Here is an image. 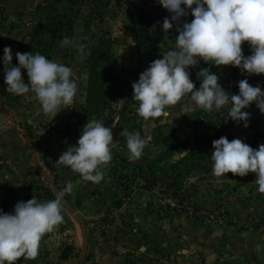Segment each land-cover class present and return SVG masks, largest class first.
I'll use <instances>...</instances> for the list:
<instances>
[{"label":"rangeland","instance_id":"1","mask_svg":"<svg viewBox=\"0 0 264 264\" xmlns=\"http://www.w3.org/2000/svg\"><path fill=\"white\" fill-rule=\"evenodd\" d=\"M100 11L101 16L94 13L89 17L92 0H0V211L11 213L17 202H27L32 197L39 202L53 200L67 182L73 185L71 193L62 198L64 222L44 236L38 257L27 264H65L82 256L88 238L96 244L102 237L108 243L103 247L107 250L106 255L103 253L104 259L100 257L94 261V255L86 251L84 258L76 264H124V261L130 264H264V226L255 229L259 220L264 219V194L256 191L255 174L239 177L227 173L216 178L211 170L212 142L222 136L229 141L240 138L253 149L264 144V136L256 140L252 134L257 125L264 131V114L255 103L242 109L250 113L245 128L244 122L230 119V105L211 112L199 108L185 110L184 105L190 103L189 97L166 109L167 116L147 122L137 114V102L123 107V100L119 99L97 111L87 110L89 53L81 57L74 48L60 47L65 37L82 38L80 43L85 39L87 45L100 35L110 37L113 59L139 79L152 61L175 48L178 35L175 24L168 33L161 30L163 19L170 18L171 14L158 0H101ZM63 14L68 17L62 18ZM192 19L189 10L187 16L181 17L180 25ZM5 47H11L13 66L18 64L17 52H33L72 67L73 79L78 83L73 105L62 109L49 121L47 115L36 114L39 106L34 99L8 92L2 62ZM242 51L244 56L251 55L247 42L242 44ZM202 68H210L229 95L238 94V82L244 79L264 91V74L248 75L236 67H217L202 60L196 67L187 69L197 89L201 80L196 73ZM21 72L27 82L26 70L21 69ZM93 119L102 120L106 127L112 128L114 141L112 160L103 168L104 179L99 184L83 182L80 177H75L76 173L56 163L68 146L77 144L83 127ZM20 121L29 125L31 137L26 138ZM131 125L142 126V138L149 139L137 160H129L126 138L120 135ZM170 132L172 137L164 143ZM196 139L206 145L202 151L194 147ZM184 141L186 150L180 145ZM27 146L31 152L28 160L25 157ZM188 148L201 156L196 161L197 167L201 168L197 174L193 170L185 172L184 158ZM205 167L207 170L203 171ZM178 172L181 185L178 195L185 198L181 203L162 192L160 187L166 177L173 178ZM148 176L159 178L154 190L147 184V187L143 186L142 179L145 181ZM123 180L131 181L130 194L145 188L149 191L147 198L139 204L145 211L157 214V223L163 221L166 213L170 216L180 212L185 214V221L191 225L182 229L173 221L170 236V244L176 246L173 250H156L158 241L163 242L169 235L162 231L161 225L153 235L156 239L151 237L153 246L147 244L145 249H136L126 255H121L120 247L107 236L105 221L112 214L108 207L116 200L115 196L110 199L100 196L104 192L106 195L103 196L111 195ZM43 188L53 195L45 197ZM81 200L84 203L80 204ZM86 207L95 210L84 216L80 211ZM96 212L103 215L98 219ZM80 226L84 228V240ZM200 236L202 240L198 239ZM67 245H71L70 254L64 259L61 253ZM182 249L187 252L181 254ZM123 255L126 256L124 259ZM16 264L23 263L19 259Z\"/></svg>","mask_w":264,"mask_h":264},{"label":"clouds","instance_id":"2","mask_svg":"<svg viewBox=\"0 0 264 264\" xmlns=\"http://www.w3.org/2000/svg\"><path fill=\"white\" fill-rule=\"evenodd\" d=\"M170 13L163 19L161 30L168 33L176 25L178 35L175 48L155 59L132 84V99L137 102V114L150 121L167 116L169 109L184 97L190 103L185 110L199 108L206 112L220 110L227 105L229 117L244 122L248 127L250 113L242 111L255 103L264 114V91L252 86L247 79L238 82V94L229 95L210 68L196 73L201 80L197 89L187 69L205 63L239 68L248 75L264 74V0H158ZM194 6V7H193ZM191 22L180 25L181 17L189 14ZM79 37H65L60 47L74 48L82 57L87 45ZM247 42L251 55L244 56L242 44ZM3 71L6 90L17 96H27L38 104L37 115L53 120L64 108L71 107L78 93L74 70L39 53L17 52L18 62L13 66L11 47L3 49ZM21 69L26 70L25 82ZM129 160L141 158L149 143L140 132L123 129ZM114 145L111 127L102 120L87 121L75 146H68L56 163L77 173L83 182L99 184L104 179L103 168L112 160ZM211 170L216 178L231 173L244 177L255 174L256 191L264 194V144L253 149L242 139L229 141L220 137L212 142ZM73 185L67 182L56 198L39 202L32 197L14 205L11 213L0 211V264H16L20 258L35 260L40 243L64 222L62 198L71 193Z\"/></svg>","mask_w":264,"mask_h":264},{"label":"trees","instance_id":"3","mask_svg":"<svg viewBox=\"0 0 264 264\" xmlns=\"http://www.w3.org/2000/svg\"><path fill=\"white\" fill-rule=\"evenodd\" d=\"M85 0H81V2H84ZM101 6V0H92V13L89 14V17L96 13L97 16H101L102 12L100 11ZM68 16L63 14L62 18H67ZM67 20V19H66ZM65 24H68L66 21ZM66 26V25H65ZM68 27L69 24L67 25ZM66 26V27H67ZM83 44L87 45L88 43L84 39ZM111 44L112 41L110 37L105 35H100L96 38L94 42H92L90 45H87L86 52L89 53L87 64H88V85L86 87V95L85 100L88 103L87 110H94L97 111L99 107L105 108L111 101L116 100H123V107H125L127 104L135 105L136 102L132 99V84L136 81H138L137 75H132L131 72L126 70L124 67H122L120 64H118L112 57L111 53ZM259 122V121H258ZM257 122V123H258ZM20 127L24 130L25 136L31 137V128L26 122L20 121ZM132 127H128V131L131 130V132H140L141 137L143 135V129L142 126L138 125H131ZM257 125L254 127L253 130V137L257 140L259 138H262L264 136V131L260 129ZM203 137V135H201ZM172 137V133H168L166 135V139L163 141L164 143L168 142V139ZM201 138V137H200ZM200 139H196L194 142V147L199 149V151H202L206 145L200 144ZM206 141H204L205 143ZM179 144V143H177ZM181 147H183V150H186V144L185 141L182 142ZM171 151V150H170ZM169 152V151H168ZM201 158V156H196V153L192 149H187V155L184 158L186 161L185 164V172H189L192 168H194L197 164V160ZM140 169V165H137ZM175 168V167H172ZM185 172L183 173V176L185 175ZM182 175V173H181ZM180 172L176 173L173 178L166 177V187L169 188L171 191L172 196L175 199H179V202H183L185 199L184 197L178 195L180 190V182L179 178ZM75 177H80L77 173L75 174ZM55 178V176H54ZM55 180V179H54ZM145 181L147 182L148 188L156 185L159 181V178L156 176L153 177H145ZM131 181L123 180L121 183V186L124 191V197L129 196V183ZM45 190V197H50L53 194L47 189L43 188ZM128 193H127V192ZM182 194V193H181ZM120 200L116 203V205H119ZM255 229H258L259 225L264 226V219H260L257 223ZM71 245H67L61 253V257L66 259L70 254Z\"/></svg>","mask_w":264,"mask_h":264},{"label":"crops","instance_id":"4","mask_svg":"<svg viewBox=\"0 0 264 264\" xmlns=\"http://www.w3.org/2000/svg\"><path fill=\"white\" fill-rule=\"evenodd\" d=\"M29 150L30 147L28 149H25L26 159L31 155V152ZM195 167L192 168L190 172L193 170L197 174L199 173L201 168L199 169V166L197 167V165ZM204 170H207L206 167L203 169V171ZM195 178H197V176ZM146 192L149 191L146 190L145 188V190H141V191L139 190L131 194L129 193L128 197H124V191L120 184L118 188H116V190L113 193H111V195L103 196L104 194L106 195V192L101 193L100 197L102 198L106 197L110 199L115 196V200H116L115 203L113 205H110V207H108L110 209V212H112V214L108 216V219H106L105 223L107 224L104 226V229L106 230L107 236L108 235L111 236L113 240L116 242V245L120 247L121 255L122 254L126 255L127 252L133 253L135 252L136 249L139 250L145 249L147 244L153 246L151 244V242H153L151 237H153L156 229L158 230V226L160 225H161L160 227L163 228L162 231L169 232V235L165 237L163 242L158 241L159 244H157L158 248H156V250L158 251L159 249V251H163V250L171 251L173 250V247H176L173 246V244H170V240H171L170 236L173 231L172 230L173 221L178 222L180 224L179 227L182 229L184 227H189L191 225L185 221V214L184 216L181 215V213L183 212H180L178 214H173L171 216L166 213L164 214L165 215L164 219H162L164 222L160 221L159 223H157L155 219L157 214L145 211L143 208H141L139 204L140 201L143 202V200L147 198ZM98 197L99 196H97V198ZM119 200H120L119 205H116V203ZM82 203L84 202L81 200L80 204ZM91 209L92 210H90L89 208L87 209L86 207L85 209L81 208V211L80 210L79 211L84 216H87L92 214L93 211L95 210L94 208ZM95 215L99 219L103 214L99 215L98 212H96ZM79 221L80 223L82 222L81 218H79ZM167 222H169V224H167ZM80 228H82V226H80ZM82 235L84 240V228H82ZM153 238L156 239V237ZM198 239L202 240L203 237L200 236ZM107 244L108 243L105 237L98 239L96 244L95 243L92 244L90 239L88 238L87 251L94 255L95 258L94 261L99 260L100 257L102 258V260L104 259L103 253L104 255H106L107 250L104 249L103 247L106 246ZM143 244L145 246H143ZM124 255L122 256L123 259L126 257ZM109 258L110 257H108L107 260H109ZM20 259L23 264L31 263V260H25L23 257ZM107 260H105V262ZM126 263L130 264L129 261L128 262L124 261V264ZM131 264H140V262L131 263Z\"/></svg>","mask_w":264,"mask_h":264},{"label":"water","instance_id":"5","mask_svg":"<svg viewBox=\"0 0 264 264\" xmlns=\"http://www.w3.org/2000/svg\"><path fill=\"white\" fill-rule=\"evenodd\" d=\"M166 130L169 131V129H166ZM52 184L54 185V182H52ZM63 198H64V195H63ZM63 205L70 209V206L66 202H63ZM86 251H87V242H84V250H83L82 256L78 257V258H75V259H73L71 261H68L65 264H76V263H78L79 261H81L84 258Z\"/></svg>","mask_w":264,"mask_h":264},{"label":"built area","instance_id":"6","mask_svg":"<svg viewBox=\"0 0 264 264\" xmlns=\"http://www.w3.org/2000/svg\"><path fill=\"white\" fill-rule=\"evenodd\" d=\"M142 181L144 182V187L146 186V184H147V182L146 181H144L143 179H142ZM157 185V184H156ZM156 185H154V186H152V187H150L149 189L150 190H154V188H155V186ZM147 187V186H146ZM160 187H161V191L162 192H164V193H169L168 195H170V197H172L173 199H175L173 196H172V194H171V191L169 190V188L168 187H166V184L165 183H163V185H160ZM179 203H181V202H179ZM187 251L186 250H184V249H182L181 250V254H185Z\"/></svg>","mask_w":264,"mask_h":264}]
</instances>
